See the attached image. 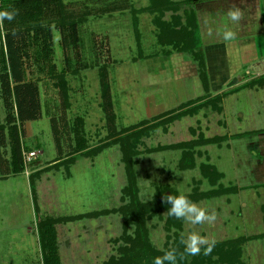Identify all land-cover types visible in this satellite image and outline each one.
Returning a JSON list of instances; mask_svg holds the SVG:
<instances>
[{"label":"rangeland","instance_id":"374dc122","mask_svg":"<svg viewBox=\"0 0 264 264\" xmlns=\"http://www.w3.org/2000/svg\"><path fill=\"white\" fill-rule=\"evenodd\" d=\"M61 2L67 18L77 22L78 43L73 45L69 41L68 26L61 29L53 23L50 25L53 68L42 71L33 67L31 59L25 62L26 80L38 87L40 116L18 126L22 175L0 179V264H42L39 218L71 217L129 206L130 186L120 145H106L133 132L139 133L126 143L137 153L133 169L138 201L152 204L156 199L161 201L165 192L167 196L173 192V197L195 196L191 202L206 215L215 216L214 220L196 224L178 218L181 229L169 232L166 210L146 216L144 227L152 247L163 251L174 242L175 234L182 236L185 247L190 234L204 238L207 243L199 245L203 253L218 242L253 238L240 246V261L264 264V184H261L264 156L251 147L264 135V89L231 97L219 116L211 113L214 105L208 104L196 116L159 124L165 121L163 116H168L159 114L175 109L178 99L173 97L176 79L166 62L165 71L156 73L158 69H153L148 61H133L139 58V49L130 10L148 6L149 0ZM138 31L143 55L160 51L155 44L158 30L153 15H138ZM3 36L0 21V74L4 72ZM102 67L106 68L114 123L120 131L115 136L110 135L103 108ZM234 106L240 107L239 112L233 110ZM0 115L5 123L1 98ZM155 123L157 128L146 134L140 130ZM6 132V145L0 148V155L11 162L13 143L8 125ZM198 133L221 140L191 147L189 157L194 159V167L180 169L182 150L167 146L197 139ZM103 146L106 148L93 154ZM45 168L49 171L33 182L36 197L33 199L29 182L35 172ZM207 170L209 173L215 170L222 178L211 184L213 175L209 174L208 179L202 172ZM5 174L1 163L0 175ZM225 189L232 192L221 193ZM123 221V215L115 213L55 225L60 264H102L111 256L118 257V248L124 245L117 239L122 234ZM134 231L132 224L128 234L132 236ZM200 252L186 254V261L190 262ZM175 264H179V256Z\"/></svg>","mask_w":264,"mask_h":264},{"label":"trees","instance_id":"16d2710c","mask_svg":"<svg viewBox=\"0 0 264 264\" xmlns=\"http://www.w3.org/2000/svg\"><path fill=\"white\" fill-rule=\"evenodd\" d=\"M149 2V5L146 7L130 10L132 15V28L136 35L137 47L139 49V58L133 59V61L136 62L144 58L141 52V46H139L140 34L138 31V15L145 13L153 15V24L158 30L157 39L159 44L162 46L171 45V47L177 51L182 50L183 52H191V48L188 42H186L187 39L184 41V37H187V35L189 36L191 33V31H189V24L183 26L181 23H178V25L174 27L175 25H173L172 22L164 20V16L169 11L177 12L181 8L190 6L193 1L173 2L172 0H149ZM2 11L14 12L15 15L12 20L4 19L1 21L4 31L2 44L4 72L0 74V98L6 116L4 123L0 115V148L6 145L7 125L12 133L13 145L11 144V162L7 161V159H2L0 155V164L2 163L7 174L17 175L22 172L23 168L18 126L29 121H36L40 116L38 87L33 81L26 80L27 66L25 62L31 59L33 67L35 66L42 71H45L46 68H53V65L50 64L53 53L50 25L56 23L61 29H63V26H68L69 41L73 45H77V22L71 21V19H68L64 14L61 0H0V12ZM197 52V54H201V51L198 50ZM105 70V67L100 69L101 96L104 101L103 108L105 109L107 124L112 132L110 135L115 136L116 134L119 135L120 131L116 129L114 123L115 116L111 110L109 96L110 87L106 80L107 75ZM61 83L63 84V82ZM217 101L219 102L220 98H218ZM203 106V104L195 105L192 108L178 113L171 111L165 112L168 115L167 117H162L165 118V121L157 123L170 124L182 117L197 113ZM106 109L109 111L107 112ZM157 123L140 130L146 134L150 129L157 128ZM138 133L139 132H133L126 137H121L118 140L115 139L111 144L106 145V147L113 144L115 145L116 143L120 145L119 147L122 155L121 161L124 165L127 181L130 186L131 204L129 206H122L119 209L103 210L96 213H88L86 215L62 218H39L37 231L42 264H60L57 253L58 248L56 246L55 225L74 222L83 217L98 218L100 216L115 213L122 214L124 218L122 223V234L117 238L118 242L122 241L124 245L118 248V257L111 256L102 264H154L157 257L162 258L165 253L170 251L174 252L176 258L179 256V264H242L240 261V246L253 238H239L212 244L210 253L206 254L200 252L199 256H195L190 262L186 261L185 256L189 253L185 251L186 247L184 246L183 238L179 234H175L174 242L163 251L152 247L148 238V231L144 227L147 219L146 216L156 214L159 210H166L168 214L171 204L166 201V192L163 194L161 201L156 199L155 203L152 204H141L138 201L137 185L135 184L136 178L133 169L135 164L133 157L137 153L134 147L126 143L130 137H136ZM135 140L138 141L137 138H135ZM219 140L221 139L218 137L206 139L200 134L197 139L186 143L181 142L172 144L167 147L170 149L182 150L180 169L186 170L193 168L195 163L194 159L189 157V154H191V147L200 146L201 143H203V145L211 144ZM106 147L103 146L96 149L93 151V154L100 153ZM72 161L73 160H71V162ZM47 171H49V169L45 168L35 172L36 174L33 180H30L29 183L33 199H36L34 191L35 183L33 182ZM202 172L207 175L208 179L210 178L208 177L209 174L213 175L209 181L211 184H214V182L222 178V174L215 170L212 173H209L208 170L207 172ZM235 190L236 189H233V191ZM222 191L221 193L224 194H226V192H232L231 189ZM170 194L173 195V192H170ZM215 194L219 195L220 192L217 193L215 191ZM184 196L187 197L190 202L195 199V196ZM132 224L135 226V231L131 236L128 234V228ZM173 228L180 230L181 222L177 217L168 215L166 230L169 232ZM164 264H170V262L164 261Z\"/></svg>","mask_w":264,"mask_h":264},{"label":"crops","instance_id":"0c3cea01","mask_svg":"<svg viewBox=\"0 0 264 264\" xmlns=\"http://www.w3.org/2000/svg\"><path fill=\"white\" fill-rule=\"evenodd\" d=\"M191 1L190 6L177 12L169 11L164 16V20L172 22L174 27L178 23L189 24L191 33L184 41L187 39L191 52L177 51L171 45L162 46L154 37L160 51L145 54L140 60H146L153 69H158L156 73L165 71L163 65L166 62L176 79L173 97L178 99V105L175 109L182 106L176 113L195 105L213 104L215 110L211 113L219 116L225 112L226 102L231 97L264 89V0ZM198 50L201 54H197ZM237 108L240 109L234 106L233 110L239 112ZM199 113L200 110L188 116ZM204 121L209 122L208 119ZM238 136L243 139L242 135ZM210 138L214 137L206 139ZM251 147L259 149L258 154L264 156V135ZM7 175L10 174L0 175V179H6ZM261 176V184H264V161H261Z\"/></svg>","mask_w":264,"mask_h":264},{"label":"clouds","instance_id":"9594fccd","mask_svg":"<svg viewBox=\"0 0 264 264\" xmlns=\"http://www.w3.org/2000/svg\"><path fill=\"white\" fill-rule=\"evenodd\" d=\"M14 15V12L2 11L0 12V21L4 19L12 20L14 18ZM233 18H236L235 15H233ZM166 197V201L171 204V208L168 210V215H172L177 218H186L194 224L201 223L204 220L211 221L215 219L214 214L206 215L204 210L199 209L195 204L190 202L187 197L183 195L179 197H173L172 195H169ZM205 243H207V241L204 238L200 237L198 234H190L187 241H185V251L192 255H195L201 250L199 245ZM211 250V246H209L205 250L206 254L210 253ZM164 261H169L170 264H175L176 256L174 252H167L162 258L157 257L154 261V264H164Z\"/></svg>","mask_w":264,"mask_h":264},{"label":"built area","instance_id":"2783aa9c","mask_svg":"<svg viewBox=\"0 0 264 264\" xmlns=\"http://www.w3.org/2000/svg\"><path fill=\"white\" fill-rule=\"evenodd\" d=\"M27 160H29V156H27V158H26Z\"/></svg>","mask_w":264,"mask_h":264}]
</instances>
